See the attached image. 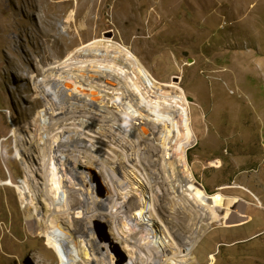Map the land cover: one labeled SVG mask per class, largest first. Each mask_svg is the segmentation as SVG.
Instances as JSON below:
<instances>
[{"label":"rangeland","instance_id":"1","mask_svg":"<svg viewBox=\"0 0 264 264\" xmlns=\"http://www.w3.org/2000/svg\"><path fill=\"white\" fill-rule=\"evenodd\" d=\"M97 41L102 51L112 42L122 44L157 81L185 92L196 136L186 157L196 180L209 195L248 203L251 220L232 227L228 210L215 206L216 222L195 246L196 261L191 264H210L211 256L213 264H264V0H0V264H61L34 225V218L42 216L37 200L21 199L19 191H33L39 180L32 157L17 151L16 138L24 140L30 128L41 134L38 126L48 123L45 110L52 107L55 93L58 104L72 101L76 94L64 80L52 83L50 68L60 66L74 76H89L88 81L99 86L91 78L98 71L96 63L73 58L86 46H91L87 49L91 52L97 50L92 45ZM86 87L79 90H91ZM57 116L53 111L51 119ZM143 137L140 128L126 136L133 142ZM39 138L57 179L54 208L62 209L56 212L59 220L72 229L73 212L66 206L72 196L66 188L91 194L98 201L108 197L105 173L93 160H83L85 153L98 160L103 157L83 147L80 153L63 155L61 149H53L46 129ZM75 138L67 136L63 145H73ZM130 175L123 195H136L133 180L143 178L139 173ZM79 176H88L89 185H78L74 178ZM190 199L197 208L199 204ZM91 230L97 241L112 239L107 222L97 221ZM88 239L76 242L81 261L106 264L103 253L92 252L96 247ZM117 249L115 257H126L123 248Z\"/></svg>","mask_w":264,"mask_h":264},{"label":"bare ground","instance_id":"2","mask_svg":"<svg viewBox=\"0 0 264 264\" xmlns=\"http://www.w3.org/2000/svg\"><path fill=\"white\" fill-rule=\"evenodd\" d=\"M54 43H58V40ZM74 44L76 43H71L70 47ZM99 44V41L92 42L97 50H87L91 47L89 45L82 47L81 54L76 53L73 56L76 61L86 58L85 62L96 63L98 71L91 78L99 86H94L91 80L89 82V76L88 79L83 78L82 74V78L79 75L74 76L68 70L62 71L64 68L60 66L49 69L48 77L52 83L56 85L64 80L66 88H73L76 94L72 101L58 104L54 100L57 99L55 93L52 96V107L44 110L48 123L53 111L58 113L56 119H51L47 128L44 127L48 123L39 125L41 134L39 130L33 131L30 128L25 132L28 135L24 140L17 136V151L22 157L26 152L32 157L39 180L38 188L33 190V187V191H29V188L28 191L24 188L19 191L21 199L23 202L37 200L42 216L39 214L40 219L34 218L35 229L58 253L61 264H91L81 261L76 242L82 238H90L88 242L96 247L92 252L103 253L106 264L195 263V246L216 222L213 214L215 206L228 210L226 218L228 226L232 227L251 220L247 215L248 203L237 197L209 195L196 180L186 157L196 136L192 129L191 107L185 92L179 90L178 93L175 84L157 81L138 57L122 44L112 42L106 51L99 49ZM59 72L62 74L58 76ZM48 84H51L50 81ZM100 85L111 88L105 89L104 86L103 90ZM85 86L91 90H79V87ZM133 86L137 88L133 89ZM83 97L95 100L98 104H92ZM83 116L88 118L84 119ZM65 124L71 128L67 130ZM96 125L98 128H95ZM42 128L46 129L53 149H61L63 155L67 153L69 156L70 152L75 154L76 151L80 153L79 148L83 147L92 155L103 157L101 161L85 153V158L88 159L83 160L85 163L93 160L105 173V181L109 187L106 189L108 197L98 201L91 198V194L89 197L71 186L66 188L67 192L71 191L72 196L71 201L68 199L66 203L73 212L72 229L65 226V223L61 224L57 213L62 209L54 208L57 204V179L52 173V160L43 149L42 138H39L40 135L43 137ZM138 128L143 138L134 142L126 138ZM147 132L149 136L146 138ZM73 135L76 137L73 145L65 147V138ZM123 139L128 143L123 144ZM58 141L59 144H56ZM105 157L111 159L110 163ZM133 173H139L143 177L133 178L137 194L128 192L123 195L121 192L129 188L128 176ZM87 177L79 176L74 179L83 187L89 185V181L86 182ZM116 177L124 183L121 184ZM79 178L81 181H78ZM185 188H188L189 196L184 193ZM190 196L195 200V205L196 202L199 204L197 208L191 205ZM148 203L151 206L149 211ZM97 221L110 224L112 239L109 243L92 238L91 231L94 228L91 230V226ZM119 247L123 248L126 257L114 256L113 252L119 253ZM210 258V264H213L215 257Z\"/></svg>","mask_w":264,"mask_h":264},{"label":"water","instance_id":"3","mask_svg":"<svg viewBox=\"0 0 264 264\" xmlns=\"http://www.w3.org/2000/svg\"><path fill=\"white\" fill-rule=\"evenodd\" d=\"M190 62H192V61H190Z\"/></svg>","mask_w":264,"mask_h":264}]
</instances>
